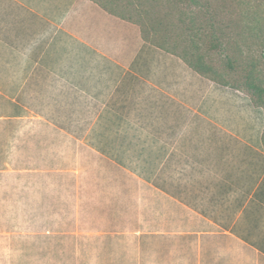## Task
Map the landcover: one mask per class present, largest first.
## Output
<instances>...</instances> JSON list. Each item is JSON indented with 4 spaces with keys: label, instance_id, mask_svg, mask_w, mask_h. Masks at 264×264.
Here are the masks:
<instances>
[{
    "label": "crops",
    "instance_id": "0c3cea01",
    "mask_svg": "<svg viewBox=\"0 0 264 264\" xmlns=\"http://www.w3.org/2000/svg\"><path fill=\"white\" fill-rule=\"evenodd\" d=\"M59 4L0 0V264H264L263 136L179 89L144 128L138 56Z\"/></svg>",
    "mask_w": 264,
    "mask_h": 264
},
{
    "label": "rangeland",
    "instance_id": "374dc122",
    "mask_svg": "<svg viewBox=\"0 0 264 264\" xmlns=\"http://www.w3.org/2000/svg\"><path fill=\"white\" fill-rule=\"evenodd\" d=\"M100 1L107 4V0ZM59 3L58 10H62L59 7L63 5L65 10L71 9L67 12L69 20L77 23L81 20L80 24L89 27L93 34L116 39L126 45L127 52L131 55L135 52L138 56V74L143 79H151L144 84L139 77L135 84L137 118L144 128L161 135L173 113L166 114V109L167 112L162 111L161 100L155 93L179 89L188 104L200 105L206 110L215 107L218 119L234 131L243 132L248 138L264 137V106L254 103L253 94L247 88L241 85L236 90L218 85L198 74L176 54H183L184 47L193 42L206 61L228 78L254 71L264 83V0H120L116 6L109 4L121 15L117 18L131 25L129 30L119 28L105 10L74 5L71 0H59ZM130 4L132 8H129ZM140 6L150 10L152 21L146 18L147 15L137 16L136 10ZM122 16L130 19L124 20ZM158 18H165L170 30L172 26L177 27V34H174L180 42L175 52L176 43L162 44L158 40L159 34L154 29ZM145 35L150 42L145 41ZM142 41L146 42L145 46ZM145 95L147 98H143ZM143 99L148 105L141 108ZM38 115L45 116L43 113L30 116L40 120ZM4 130L6 136L12 135L13 129ZM81 131L73 130V135H84ZM90 135H97L96 130ZM35 260L40 264H60L59 258L45 255Z\"/></svg>",
    "mask_w": 264,
    "mask_h": 264
},
{
    "label": "trees",
    "instance_id": "16d2710c",
    "mask_svg": "<svg viewBox=\"0 0 264 264\" xmlns=\"http://www.w3.org/2000/svg\"><path fill=\"white\" fill-rule=\"evenodd\" d=\"M99 5L103 10L108 12L109 14L121 18V15H118L115 10H113L112 7L113 5H117L116 3H119L120 0H107V4L100 0H90ZM132 8V4H130V7ZM136 13L138 14L137 16L141 17L143 15H147L146 18L152 21V16L150 14V10L144 9L142 6H140L137 10ZM122 18L125 19H130V17L122 16ZM165 18H158L157 20V27L156 32L159 34L158 40L163 42H174L176 43L174 45L173 51L175 52L177 49H179V43L180 38L175 36L177 33L175 32L177 27L172 26V30H170V25L168 26L167 23H165ZM139 23V22H138ZM172 33V34H171ZM176 33V34H174ZM179 35V34H178ZM146 42H150V39L148 38L147 35L144 37ZM165 47V46H163ZM184 53L179 54L176 53L184 62L188 64L190 68H192L194 71H196L198 74L202 75L203 77L211 80L212 82L221 85L223 87H231L233 89L239 90L240 86H244L247 88L254 97V103L256 105L263 107L264 106V83L261 80L260 77H258L254 71L245 73V75L241 74L240 77L236 78H228L224 73H221L218 71L214 66H212L209 62L206 61V57L202 55L199 51L195 43L191 42L187 46L184 47ZM263 142H264V137H263Z\"/></svg>",
    "mask_w": 264,
    "mask_h": 264
}]
</instances>
